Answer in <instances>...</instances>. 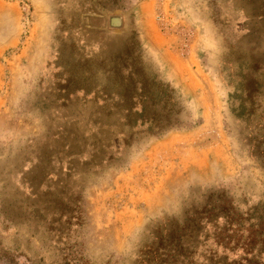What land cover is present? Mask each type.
I'll return each instance as SVG.
<instances>
[{
  "label": "rangeland",
  "instance_id": "rangeland-1",
  "mask_svg": "<svg viewBox=\"0 0 264 264\" xmlns=\"http://www.w3.org/2000/svg\"><path fill=\"white\" fill-rule=\"evenodd\" d=\"M195 1L177 70L157 4L0 0V257L264 264V0Z\"/></svg>",
  "mask_w": 264,
  "mask_h": 264
},
{
  "label": "crops",
  "instance_id": "crops-1",
  "mask_svg": "<svg viewBox=\"0 0 264 264\" xmlns=\"http://www.w3.org/2000/svg\"><path fill=\"white\" fill-rule=\"evenodd\" d=\"M142 3L145 6H154L157 4L162 9L163 17L171 22V25H167L162 30L163 43L167 44V54L172 57L178 58L175 59V62L172 63L171 69L175 64L177 70L181 69L182 54V44H174L173 40H189L191 46L188 51V45L186 47V52L191 53V49L196 46V42L202 36L200 33L201 28L198 27L197 22L200 20L199 13H197V6L195 5V0H142ZM217 7L220 9L225 8L227 15L232 19L233 26L238 30L242 31L246 28V24L251 20L260 19L262 12H255V15H252L243 5H238L236 0H216ZM258 7V6H257ZM260 7V5H259ZM195 10V11H194ZM199 11V9H198ZM195 16V17H194ZM203 30V29H202ZM200 33V34H199ZM183 43V42H182ZM19 245V244H18ZM20 246V245H19ZM16 248V246H13ZM18 248V247H17ZM25 259L22 256L21 251L15 250L12 256H1L0 264H25Z\"/></svg>",
  "mask_w": 264,
  "mask_h": 264
},
{
  "label": "water",
  "instance_id": "water-1",
  "mask_svg": "<svg viewBox=\"0 0 264 264\" xmlns=\"http://www.w3.org/2000/svg\"><path fill=\"white\" fill-rule=\"evenodd\" d=\"M122 25V17L120 15H114L109 18V26L112 28H119Z\"/></svg>",
  "mask_w": 264,
  "mask_h": 264
}]
</instances>
